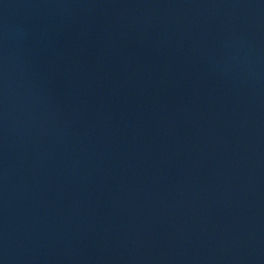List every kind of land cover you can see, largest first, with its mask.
I'll use <instances>...</instances> for the list:
<instances>
[{
  "label": "water",
  "instance_id": "1",
  "mask_svg": "<svg viewBox=\"0 0 264 264\" xmlns=\"http://www.w3.org/2000/svg\"><path fill=\"white\" fill-rule=\"evenodd\" d=\"M0 264H264V0H0Z\"/></svg>",
  "mask_w": 264,
  "mask_h": 264
}]
</instances>
